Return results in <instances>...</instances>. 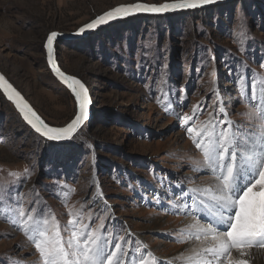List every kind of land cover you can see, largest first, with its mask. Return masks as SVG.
<instances>
[{
    "label": "rangeland",
    "instance_id": "1",
    "mask_svg": "<svg viewBox=\"0 0 264 264\" xmlns=\"http://www.w3.org/2000/svg\"><path fill=\"white\" fill-rule=\"evenodd\" d=\"M135 1L0 0V72L49 123L67 124L76 104L47 66V36L75 31L104 11ZM228 3L197 9L194 19L186 13L174 14L172 22L168 15L133 16L58 44L60 64L85 81L94 102L93 116L71 142L54 146L26 130L0 92V264L39 260L33 243L11 222L20 207L38 219L54 215L62 228L69 210L79 212L89 230L102 224L106 238L127 248L126 264H138L149 253L169 264L184 254L190 241L180 242L181 230L191 219L210 223L195 205L197 195L201 200L205 194L193 189L217 183L195 147L196 132L190 135L187 128L198 132L211 122L219 132L230 127L219 123L226 119L243 137L259 124L250 114L264 87V0ZM156 21L168 30L160 33ZM139 23L140 50L131 55L135 38L125 30ZM143 49L146 63L151 56L155 62L141 72ZM171 69L177 70L175 83ZM164 84L178 87L161 91ZM169 96L180 105L170 108ZM186 117H192L187 124Z\"/></svg>",
    "mask_w": 264,
    "mask_h": 264
},
{
    "label": "snow or ice",
    "instance_id": "2",
    "mask_svg": "<svg viewBox=\"0 0 264 264\" xmlns=\"http://www.w3.org/2000/svg\"><path fill=\"white\" fill-rule=\"evenodd\" d=\"M212 2L214 0H165L160 4H148L138 0L104 12L79 31L94 29L136 12L164 13L192 9ZM59 35L51 32L45 46L53 71L72 90L78 102L79 110L66 126L51 127L45 123L0 74V89L9 99L14 100L24 119L37 133L53 141L72 137L88 118L90 103L85 84L75 76L66 75L56 64L54 42ZM241 90L244 91L243 84ZM260 94L261 102L250 114L259 124L257 130L249 135L242 137L239 132L233 131L232 122L226 119L219 123L230 127L219 132L211 122L202 124L198 132L193 127L187 128L190 135L196 132L193 136L195 147L203 153L204 166L216 173L217 183L215 188L193 189L203 191L208 198L205 218L210 223L203 226L195 222L187 230H181V237L178 238L184 243L193 238L199 241L203 236L209 242L199 249H193L187 256L181 254L169 264H250L246 258L249 250L255 247L264 249V87ZM252 99H255V92ZM191 119L186 117L185 123ZM10 175L19 176L20 173L12 172ZM17 215L18 219L11 222L24 231L39 253L36 264H126L127 248L117 242V238H106L101 232L102 224L89 230L87 224L79 222L77 211L69 210L70 219L63 228L54 215L50 219H38L24 207L17 210ZM64 232H69L67 238ZM185 232L187 235H184ZM138 264H160V258L149 253L148 258H140Z\"/></svg>",
    "mask_w": 264,
    "mask_h": 264
},
{
    "label": "water",
    "instance_id": "3",
    "mask_svg": "<svg viewBox=\"0 0 264 264\" xmlns=\"http://www.w3.org/2000/svg\"><path fill=\"white\" fill-rule=\"evenodd\" d=\"M231 1H233V0H214V2H212V3H209V4H206V5H201V6H198V7H196V8H192V9H178V10H172V11H168V12H164V13H151V12H136V13H133V14H131V15H129V16H127V17H122V18H117V19H115V20H112V21H109L108 23H106V24H103V25H99V26H97L96 28H94V29H86L84 32H80L79 31V29L80 28H82L85 24H87V23H89V22H91L93 19H95V18H93L92 20H90L89 22H87V23H85L84 25H82V26H80L78 29H76L75 31H53V32H57V33H59L60 35L57 37V40L54 42V56H55V61H56V64H57V66L60 68V70L62 71V72H64L66 75H69V76H75V77H77L79 80H81L84 84H85V86L87 87V89H88V95H89V99H90V103H89V105H88V118L83 122V124L77 129V131L75 132V133H73V135H72V137L71 138H69V139H65V140H61V141H53V140H50V139H48V138H46V137H44L42 134H40V133H37L33 128H32V126L24 119V116H23V114L21 113V111L17 108V106H16V103L14 102V100H11V99H9L8 98V96L5 94V92L3 91V89H0V92H1V94L3 95V97L8 101V102H10L12 105H13V107L15 108V110L19 113V115L21 116V118H22V120L25 122V124H27L28 126H29V128L33 131V132H35V133H37V134H39L40 136H42L44 139H46L47 141H53V142H56V143H67V142H71L74 138H75V136L77 135V133L81 130V128L90 120V118H91V116H93V114H94V102H93V99H92V96H91V94H90V90H89V88H88V86H87V84L85 83V81L84 80H82V78L81 77H79V76H77V75H74V74H72V73H69V72H67L63 67H62V65L60 64V61H59V58H58V50H57V44H59V43H63V42H65V41H68V40H71V39H81V38H83L84 36H87V35H89L90 33H92V32H94V31H97V30H100L101 28H103V27H105L106 25H109V24H111V23H114V22H117V21H120V20H123V19H126V18H129V17H132V16H135V15H169V14H175V13H180V12H185V11H191V10H194V9H199V8H207V7H210V6H217V5H221V4H224V3H228V2H231ZM136 2H138V1H135V2H133V3H136ZM139 2H143V3H148V4H160V3H149V2H144V1H139ZM165 2V1H164ZM164 2H162V3H164ZM170 2V1H169ZM133 3H124V4H119V5H116V6H114V7H112V8H115V7H117V6H120V5H128V4H133ZM112 8H110V9H108V10H106V11H109V10H111ZM106 11H104V12H106ZM103 12V13H104ZM103 13H101L100 15H102ZM100 15H98V16H100ZM97 16V17H98ZM48 37V36H47ZM46 41H47V38H46V40H45V42H44V45H43V47H44V50H45V59H46V63H47V66L49 67V70H50V72H51V74H52V76L63 86V87H65L69 92H70V94L73 96V98H74V100H75V104H76V113H75V115L77 114V112H78V110H79V108H78V102H77V100H76V97H75V95L73 94V92H72V90L61 80V78L56 74V72H54L53 71V68H52V66L49 64V60H48V53H47V48H46ZM0 74H2L1 72H0ZM4 76V75H3ZM5 77V76H4ZM6 78V77H5ZM7 79V78H6ZM8 80V79H7ZM8 82L10 83V84H12L9 80H8ZM12 86L17 90V88L12 84ZM18 91V90H17ZM19 92V91H18ZM20 93V92H19ZM21 94V93H20ZM21 96L23 97V99L28 103V105H30V107L33 109V111H35L36 112V114L45 122V123H47L49 126H51V127H64V126H66L69 122H71V121H69L67 124H65V125H53V124H51V123H49L39 112H38V110L31 104V102H29L27 99H26V97H24L22 94H21ZM75 115H74V117H75ZM74 117L72 118V119H74Z\"/></svg>",
    "mask_w": 264,
    "mask_h": 264
},
{
    "label": "trees",
    "instance_id": "4",
    "mask_svg": "<svg viewBox=\"0 0 264 264\" xmlns=\"http://www.w3.org/2000/svg\"><path fill=\"white\" fill-rule=\"evenodd\" d=\"M230 3H228V4H226V6L227 5H229ZM216 8H218V7H222V6H215ZM231 7H232V4H231ZM206 9V8H205ZM204 9V11L205 12H207V10H205ZM196 10H192V11H185V12H180V13H186V14H189V16H190V18H192V19H194V17H196ZM224 13H225V11H224ZM223 13V15H226V14H224ZM175 14H177V13H175ZM145 16H148V15H145ZM151 16H153V18L154 17H157V15H151ZM151 16H150V18H151ZM173 16H174V14H170V15H168L167 16V18H166V20L168 19V20H171L170 22H172L173 21ZM167 20V21H168ZM144 21V23L143 24H146V22H147V20H143ZM150 21H155V20H150ZM159 21V20H158ZM158 21H156V23L155 24H162L161 26H162V28H161V26H157V28L159 27L160 28V33H162L161 31H163V29L165 28L166 29V27H167V25H165V27H164V25H163V23H159ZM202 24V23H201ZM142 25V23H139V24H137L136 26H134V27H131V28H128V29H126L125 31H129L130 33H128V34H126L127 36H129V37H132L133 35H134V38H135V43H132V44H130L129 45V47H130V51H129V53L131 54V55H137L136 54V52L135 51H139L140 49H138L135 45L137 44V45H139V38L140 37H143L142 35H141V32H142V29H139V27ZM172 27H173V23H171V29H172ZM205 28V27H204ZM103 30V29H102ZM166 30H168V29H166ZM159 32V31H158ZM146 34H148V32L146 33ZM145 34V35H146ZM144 35V36H145ZM68 43H71V42H67V44ZM86 43V41H84V44ZM149 43V42H148ZM153 44V43H152ZM136 48H137V50H136ZM148 51L149 50H151V48H149V45H148ZM58 50H59V48H58ZM142 51V54H144L143 56H142V58H141V64H140V68H141V72H143V70L145 71L152 63V61L153 62H155L154 61V59L152 58V56H151V61H150V63H146L147 61H149V59H148V56L146 55V54H148V53H146L147 51L145 50V49H143V50H141ZM152 51H153V49H152ZM225 54V53H224ZM139 55H141V52H140V54ZM146 55V56H145ZM218 56L220 55V54H217ZM228 55H232V54H228ZM175 56V61H178L177 59H178V57L179 56H177V55H174ZM138 64V63H137ZM239 66V65H238ZM176 68V66H175V64H174V69ZM236 70H238L237 68H232L231 69V71H236ZM171 71V74H173V79L170 81V82H172V83H175V79H174V76H175V72H177V70H170ZM164 73V75H162L163 76V78H164V82H165V80H167L168 79V76L167 75H165L166 73H165V71H163ZM192 72L193 73H195V71H194V68L192 67ZM240 73L241 72H239L238 74L240 75ZM235 74V73H234ZM238 74H236V75H238ZM241 76V75H240ZM170 87H172V88H174V89H176L177 90V87L178 86H176V85H169V86H166V84H164V89L163 90H161V91H167V92H170L171 91V89H170ZM174 95V94H173ZM175 96H177L178 97V94L176 93V95ZM166 101H168V102H170L172 105L170 106V108H174V105H177V104H179L180 105V103L178 102V100L176 99V98H174V96H169L167 99H166ZM10 105H12L11 103H10ZM16 111V110H15ZM16 114L20 117V115H19V113L16 111ZM22 119V118H21ZM22 123H23V125L25 126V128H26V130H29L30 131V128H29V126L27 125V124H25V122L22 120ZM35 133V132H34ZM37 134V133H36ZM39 137H41L43 140H45L48 144L49 143H51V145H54V146H58L57 144H55L56 142H53V141H47L46 139H44L42 136H40L39 134H37ZM58 144H60V143H58ZM72 159H74V158H72ZM72 159H70V160H72ZM68 161V162H71V161ZM59 167V166H58ZM66 168V167H65ZM68 170H70V169H68V168H66V170H65V173H67L66 171H68Z\"/></svg>",
    "mask_w": 264,
    "mask_h": 264
},
{
    "label": "bare ground",
    "instance_id": "5",
    "mask_svg": "<svg viewBox=\"0 0 264 264\" xmlns=\"http://www.w3.org/2000/svg\"><path fill=\"white\" fill-rule=\"evenodd\" d=\"M194 10H197V9H194ZM135 16H138V15H135ZM67 42H69V40L68 41H65L63 43H59V44H65ZM57 50H58V44H57ZM197 197H198V195H197ZM197 197L195 198V205H196V207L199 208V210L201 211V213H203V212H205V208H206V206L208 204V198L205 196L206 199H201L200 200V198H197ZM195 222L196 221L194 219H191L190 225L193 224V223H195ZM199 224L200 225H203L201 223H199ZM203 226H206V225H203ZM208 242L209 241H206L203 236H201V239L199 241H197V240H195L193 238L192 240H190V242H189L190 244L183 250V253H184L183 255L184 256H187L193 249H199L200 247L205 246ZM233 255L236 256L237 254L234 252ZM246 258L249 259L250 264H264V252H263V250H259L256 247L249 250V256L246 257ZM177 259H178V257H173L170 260L175 261Z\"/></svg>",
    "mask_w": 264,
    "mask_h": 264
}]
</instances>
